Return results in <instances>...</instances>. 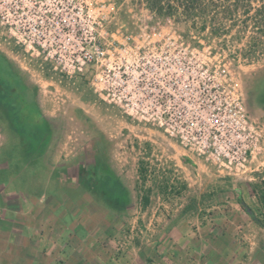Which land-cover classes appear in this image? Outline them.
I'll use <instances>...</instances> for the list:
<instances>
[{"label": "built area", "instance_id": "2783aa9c", "mask_svg": "<svg viewBox=\"0 0 264 264\" xmlns=\"http://www.w3.org/2000/svg\"><path fill=\"white\" fill-rule=\"evenodd\" d=\"M117 9L112 0H0V38L68 76L91 68L98 98L220 174L246 177L263 128L245 107L240 56L227 43L184 37L172 15L150 8L122 30L111 22Z\"/></svg>", "mask_w": 264, "mask_h": 264}, {"label": "rangeland", "instance_id": "374dc122", "mask_svg": "<svg viewBox=\"0 0 264 264\" xmlns=\"http://www.w3.org/2000/svg\"><path fill=\"white\" fill-rule=\"evenodd\" d=\"M112 1L116 2L118 9L111 22H116L122 30L127 31L136 28V23L140 22L138 19L144 18L145 9L149 8L145 0ZM170 1L175 4L174 0ZM205 1L208 3L209 0ZM220 1L227 5L233 0ZM238 2L239 5L246 3L245 0ZM261 2L252 1L248 15L242 14L240 8L233 17L223 18L218 15L214 19L213 10L210 13L208 10L205 22L200 18L195 19L193 23L185 22L176 20L173 16L174 23L179 32L189 39L196 36L212 45L227 43L230 50L240 56L238 71L245 86L244 79L264 67V53L260 49L256 50L250 59L243 56L250 37L255 35L251 31L249 20H243L251 16ZM200 24H204L205 28L200 30ZM113 26L114 24L110 25ZM0 52L26 77L29 90L33 92L31 99L36 102L38 110L50 125V137L43 151L39 153L46 152V156L51 155L58 170H67L63 181L68 180L81 186L95 185L89 188L81 187L80 192L75 190L73 193L76 195L87 189L92 192L91 189L108 185L105 176H111L121 183L127 189V199L131 202L138 198L134 188L142 190L139 192L140 196L145 194L148 188L152 189L151 186H159L154 195L158 192L164 196L173 209L182 202L183 205L178 207L177 213L185 206L182 214L194 221V226L198 225L200 229L208 231L215 212V209L210 208L215 193L213 189L226 185L233 191H251L252 187L257 190L264 180V107L255 101L250 104L247 93L245 107L250 117L263 128L261 146L249 163L250 171L246 177L223 175L214 165L185 150L175 139L167 137L160 128L135 122L117 107L98 98L90 86L91 68L68 76L54 70L50 62L36 59L22 47L1 38ZM263 92L264 87L261 88V93ZM0 133H5L10 146L17 148L21 145L20 138L1 111ZM3 151L6 156L12 157L17 150ZM39 159H35L37 166H44L48 161L47 158ZM20 163L22 161L19 160L16 165ZM141 167L146 169L145 181L139 177L144 174L140 170ZM249 208L252 209V206L249 205ZM253 208L257 210V206ZM119 210L123 214L129 211L124 207ZM197 216L206 218L204 223H196L200 220L195 218ZM122 225L124 227L125 223ZM215 261H221V257L217 255Z\"/></svg>", "mask_w": 264, "mask_h": 264}, {"label": "crops", "instance_id": "0c3cea01", "mask_svg": "<svg viewBox=\"0 0 264 264\" xmlns=\"http://www.w3.org/2000/svg\"><path fill=\"white\" fill-rule=\"evenodd\" d=\"M6 138L1 133L0 264H264V229L251 216L262 211L253 187L213 189L215 212L204 231L182 214L185 206L177 213L182 202L173 209L154 195L159 186L146 190V205L139 189L133 202L128 194L109 198L108 185L76 195L95 185L63 181L67 170H58L51 155L27 151L22 143L15 148ZM3 149L17 151L10 157ZM39 157L48 159L44 166H37ZM195 218L199 224L206 219Z\"/></svg>", "mask_w": 264, "mask_h": 264}, {"label": "trees", "instance_id": "16d2710c", "mask_svg": "<svg viewBox=\"0 0 264 264\" xmlns=\"http://www.w3.org/2000/svg\"><path fill=\"white\" fill-rule=\"evenodd\" d=\"M238 1L233 0L232 3L225 5L226 3L223 4L220 0H209L208 3L205 0H174L175 4L170 0H145L147 6L155 10L158 17L172 15L176 20L191 21V23L197 18L205 22L208 10L209 13L213 10L214 19L218 15L223 18L233 17L240 8H242V14L248 15L254 0H245L246 3L242 5H239ZM260 1L262 2L255 8L254 13L243 20L244 22L249 20L251 31L255 34L250 37L247 49L243 53V56L249 59L258 49L264 53V0ZM199 27L200 30L205 28L204 24H200ZM244 83L249 103L255 101L264 107V92L261 93V88L264 87V67L244 79ZM29 89L26 77L20 69L0 52V111L20 138L24 148L32 153H38L43 151L44 145L48 142L50 125L38 110L36 102L31 99L33 92ZM140 170L144 174L139 177L145 181L146 169L141 167ZM105 179L108 186L111 187L107 192L108 197L112 198L116 194L117 199H125V195L128 193L127 189L111 176H105ZM115 184L118 186L114 187ZM134 190L137 191L138 188H134ZM253 190L255 191L254 188ZM140 199L143 205L148 203L149 198L146 191ZM257 199L262 211L258 214H254L252 211L251 216L255 223L264 229V180L257 189Z\"/></svg>", "mask_w": 264, "mask_h": 264}, {"label": "water", "instance_id": "95a60500", "mask_svg": "<svg viewBox=\"0 0 264 264\" xmlns=\"http://www.w3.org/2000/svg\"><path fill=\"white\" fill-rule=\"evenodd\" d=\"M247 211H248V212H250V209H249V208H247Z\"/></svg>", "mask_w": 264, "mask_h": 264}]
</instances>
